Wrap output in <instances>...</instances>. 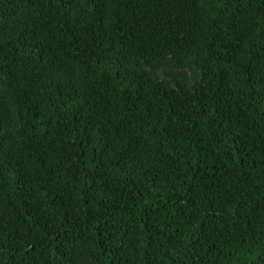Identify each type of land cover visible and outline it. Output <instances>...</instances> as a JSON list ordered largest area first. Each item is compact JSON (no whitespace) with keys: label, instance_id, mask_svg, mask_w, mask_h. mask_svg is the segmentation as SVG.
Instances as JSON below:
<instances>
[{"label":"trees","instance_id":"obj_1","mask_svg":"<svg viewBox=\"0 0 264 264\" xmlns=\"http://www.w3.org/2000/svg\"><path fill=\"white\" fill-rule=\"evenodd\" d=\"M0 264H264V0H0Z\"/></svg>","mask_w":264,"mask_h":264},{"label":"rangeland","instance_id":"obj_2","mask_svg":"<svg viewBox=\"0 0 264 264\" xmlns=\"http://www.w3.org/2000/svg\"><path fill=\"white\" fill-rule=\"evenodd\" d=\"M171 71H170V69L169 68H167V69H163V70H161V71H159V77L160 78H162V77H172V75H171V73H170ZM195 74V69L193 68V69H191L190 71H189V75H194Z\"/></svg>","mask_w":264,"mask_h":264}]
</instances>
